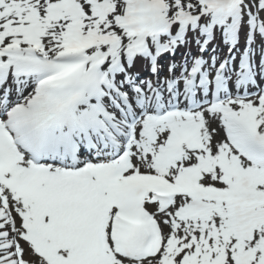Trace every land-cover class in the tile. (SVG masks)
<instances>
[{
    "label": "snow or ice",
    "instance_id": "1",
    "mask_svg": "<svg viewBox=\"0 0 264 264\" xmlns=\"http://www.w3.org/2000/svg\"><path fill=\"white\" fill-rule=\"evenodd\" d=\"M0 264H264V0H0Z\"/></svg>",
    "mask_w": 264,
    "mask_h": 264
},
{
    "label": "bare ground",
    "instance_id": "2",
    "mask_svg": "<svg viewBox=\"0 0 264 264\" xmlns=\"http://www.w3.org/2000/svg\"><path fill=\"white\" fill-rule=\"evenodd\" d=\"M177 56L180 55L179 53L176 54Z\"/></svg>",
    "mask_w": 264,
    "mask_h": 264
}]
</instances>
